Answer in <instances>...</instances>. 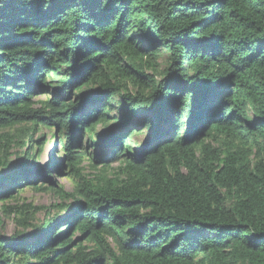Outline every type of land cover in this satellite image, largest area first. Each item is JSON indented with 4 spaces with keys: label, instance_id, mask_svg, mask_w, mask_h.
<instances>
[{
    "label": "trees",
    "instance_id": "trees-1",
    "mask_svg": "<svg viewBox=\"0 0 264 264\" xmlns=\"http://www.w3.org/2000/svg\"><path fill=\"white\" fill-rule=\"evenodd\" d=\"M42 128L63 156L40 167ZM4 130L0 202L63 203L4 205L0 264H264V0H0Z\"/></svg>",
    "mask_w": 264,
    "mask_h": 264
},
{
    "label": "rangeland",
    "instance_id": "rangeland-1",
    "mask_svg": "<svg viewBox=\"0 0 264 264\" xmlns=\"http://www.w3.org/2000/svg\"><path fill=\"white\" fill-rule=\"evenodd\" d=\"M161 64V70L165 68L163 61H160ZM146 75L149 76L150 78L155 77V79H159L160 76L152 71H147ZM128 92L131 95H136L138 92V89L133 86V84L128 85ZM39 101H46L47 97L41 96L38 98ZM119 112L114 109L113 113L111 115V119H113L116 115H118ZM167 128V125L165 126ZM104 130L103 127L99 126L97 128L98 133H101ZM13 134L16 133V130H4L1 131L0 134L4 135L9 133ZM55 131L54 130H48V129H41L39 133L37 134L35 139H39L40 137H44V139H47L48 142L43 150V153L41 154L40 157L37 158V163L38 166L43 167L45 166L48 162H50L51 157L55 149H57V152L60 154V156H63V150L60 147V142L58 139L54 141L53 135ZM150 137V132L149 130H144V133H141L137 136H134L132 139L133 146L132 148L139 149L141 145L148 144ZM85 144L87 143V140L85 138ZM56 145V148L54 147ZM212 148H218L216 143H212ZM86 146V145H85ZM27 148H22L20 144H18L15 147L11 148V152L9 154V161L11 164H13L15 167H18L22 161L21 156L26 152ZM90 154L95 153V149L92 148L89 150ZM3 154L0 153V157H2ZM11 156V157H10ZM83 167H85V173L87 176L93 178L96 175V172L90 165V158L88 157L85 162ZM119 165L113 166V169L111 170V175H116L115 169L118 168ZM2 168L0 167V173H1ZM54 182L56 185H59V187H63L65 192L72 193L74 191L75 184L72 180L68 179L66 175L62 176H56L54 177ZM63 203L62 198L56 197L53 195L52 192H37L32 190L31 188H26L24 189L17 197L15 200L9 201L5 204L0 202V233L4 234L6 236H12L16 232H22L23 228L17 225V222L20 220V218L16 215L9 217L3 212L4 205L10 206V207H22L24 212L27 211V207L31 206L32 209H36V212L33 215V225H42L44 220L47 219L49 216L52 217L55 214L58 213L59 209L57 208L59 205Z\"/></svg>",
    "mask_w": 264,
    "mask_h": 264
},
{
    "label": "flooded vegetation",
    "instance_id": "flooded-vegetation-1",
    "mask_svg": "<svg viewBox=\"0 0 264 264\" xmlns=\"http://www.w3.org/2000/svg\"><path fill=\"white\" fill-rule=\"evenodd\" d=\"M141 133H144V131H142V132L139 131V132H137V133L135 132V136H137V135H139V134H141ZM133 137H134V136H133Z\"/></svg>",
    "mask_w": 264,
    "mask_h": 264
}]
</instances>
